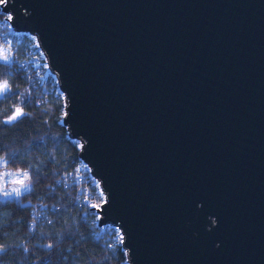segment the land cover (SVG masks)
Returning a JSON list of instances; mask_svg holds the SVG:
<instances>
[{
  "label": "water",
  "instance_id": "water-1",
  "mask_svg": "<svg viewBox=\"0 0 264 264\" xmlns=\"http://www.w3.org/2000/svg\"><path fill=\"white\" fill-rule=\"evenodd\" d=\"M0 6L43 53L127 264H264V0Z\"/></svg>",
  "mask_w": 264,
  "mask_h": 264
},
{
  "label": "trees",
  "instance_id": "trees-1",
  "mask_svg": "<svg viewBox=\"0 0 264 264\" xmlns=\"http://www.w3.org/2000/svg\"><path fill=\"white\" fill-rule=\"evenodd\" d=\"M5 18L0 7V45L11 42L9 60H0V83L9 84L0 96V171H24L29 188L0 198V264H127L117 229L97 223L96 180L75 177L79 146L61 123L56 80H40L43 69L28 61L34 39L13 33ZM18 105L25 115L4 123Z\"/></svg>",
  "mask_w": 264,
  "mask_h": 264
},
{
  "label": "rangeland",
  "instance_id": "rangeland-1",
  "mask_svg": "<svg viewBox=\"0 0 264 264\" xmlns=\"http://www.w3.org/2000/svg\"><path fill=\"white\" fill-rule=\"evenodd\" d=\"M4 16H7L9 14L4 13ZM15 34H23V33H19V32H14ZM26 35H28L29 37L33 38L34 37L29 34V33H24ZM35 41V39H34ZM10 38L6 39V42L3 45H0V50H6V54L8 55V59L9 60V47H10ZM32 60V65L33 67L37 68V69H43V72L40 76V80H43L45 78L48 77H53V74L49 71L48 67H47V63L45 61V58L43 56V53L41 52L40 48L38 47L36 41L35 44L30 45V50H29V60ZM42 59V60H41ZM0 60H4L2 58H0ZM4 60V61H7ZM55 79V78H54ZM2 83V82H1ZM3 93H0V96ZM78 142V141H77ZM79 144V143H78ZM3 164L2 160L0 161V166ZM24 171H20V170H8L6 168H3L0 171V198L1 199H7V198H16L18 197L21 193H23L24 191H27L29 188V184L27 182V176L24 175ZM22 180L23 184L17 183L16 181ZM20 189V194L17 195L15 192H12V189ZM5 192H10L11 195H5ZM101 203L104 200V195L101 193ZM117 229V228H116ZM118 234H117V241L121 242L122 236L119 232V230L117 229Z\"/></svg>",
  "mask_w": 264,
  "mask_h": 264
},
{
  "label": "snow or ice",
  "instance_id": "snow-or-ice-1",
  "mask_svg": "<svg viewBox=\"0 0 264 264\" xmlns=\"http://www.w3.org/2000/svg\"><path fill=\"white\" fill-rule=\"evenodd\" d=\"M8 3V0H0V5H6ZM7 20L11 21L12 20V16L9 14L7 15ZM0 58L7 60L8 59V55L6 54V50H0ZM9 91V84L8 82L5 80L2 83H0V93H7ZM25 115L24 110L21 106H16L14 109V112L12 113V115H10L8 117V119L4 122V123H11L14 120H17L18 117H23ZM25 176H27V173H24ZM17 183L23 184L22 180L16 181ZM12 192H15L17 195L20 194V189H12ZM5 195H11L10 192H5ZM94 207H96V205H94Z\"/></svg>",
  "mask_w": 264,
  "mask_h": 264
},
{
  "label": "built area",
  "instance_id": "built-area-1",
  "mask_svg": "<svg viewBox=\"0 0 264 264\" xmlns=\"http://www.w3.org/2000/svg\"><path fill=\"white\" fill-rule=\"evenodd\" d=\"M1 7V6H0ZM6 18H7V16H6ZM5 21H6V23L9 25V20H7V19H5ZM88 173V175L91 177V178H93L92 177V175H91V173H90V170H89V168H88V166L80 159V165L76 168V172H75V177H76V179H81L82 178V176L85 174V173ZM94 179V178H93ZM97 182V181H96ZM98 184V183H97ZM94 205L95 204H92L91 206L95 209V208H98L99 206H100V204L99 205H96V207H94ZM95 211H96V209H95Z\"/></svg>",
  "mask_w": 264,
  "mask_h": 264
}]
</instances>
